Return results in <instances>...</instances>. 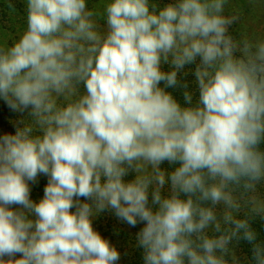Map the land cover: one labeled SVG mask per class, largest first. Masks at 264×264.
Listing matches in <instances>:
<instances>
[{
  "label": "clouds",
  "instance_id": "obj_1",
  "mask_svg": "<svg viewBox=\"0 0 264 264\" xmlns=\"http://www.w3.org/2000/svg\"><path fill=\"white\" fill-rule=\"evenodd\" d=\"M20 3L0 32V264H120L104 213L142 225L141 264H264V25L234 0Z\"/></svg>",
  "mask_w": 264,
  "mask_h": 264
},
{
  "label": "trees",
  "instance_id": "obj_2",
  "mask_svg": "<svg viewBox=\"0 0 264 264\" xmlns=\"http://www.w3.org/2000/svg\"><path fill=\"white\" fill-rule=\"evenodd\" d=\"M14 3L17 7V17L5 16L8 9L3 4V0H0V18H6L7 23L16 24V22H22V15L20 14L22 8L21 4H18L15 0ZM21 17L19 20L18 17ZM14 18V19H13ZM14 20V22H13ZM16 20V21H15ZM16 115L11 113L6 106L0 102V133L5 131L13 132L14 128L10 123L11 120H15ZM46 183V178L41 177L39 184L33 188L32 197L37 199L43 195V186ZM142 225H137L136 228H130L126 224L119 222L112 214L104 213L97 221L94 222V227L100 231V233L117 246L121 251V261L120 264H141L140 250L133 249L131 247V238L134 236L135 232L139 230ZM256 227L264 234V228H261L260 223H257Z\"/></svg>",
  "mask_w": 264,
  "mask_h": 264
},
{
  "label": "rangeland",
  "instance_id": "obj_3",
  "mask_svg": "<svg viewBox=\"0 0 264 264\" xmlns=\"http://www.w3.org/2000/svg\"><path fill=\"white\" fill-rule=\"evenodd\" d=\"M18 4L20 3V0H15ZM22 5V4H21ZM234 5L236 7H239L242 10V16H243V22L247 26L249 30H254L261 25H264V11L260 9H253L248 3L247 0H234ZM22 10L20 14L23 17V7L21 6ZM18 11V10H17ZM17 13V12H16ZM16 13L9 14L8 11H6L5 16H11V17H17ZM21 17L19 16V20H21ZM13 18V19H14ZM16 21V20H15ZM14 22V20H13ZM23 26V21L16 24H11V26L7 23L6 18H0V32H3L6 34V37L8 38H14L17 31Z\"/></svg>",
  "mask_w": 264,
  "mask_h": 264
}]
</instances>
